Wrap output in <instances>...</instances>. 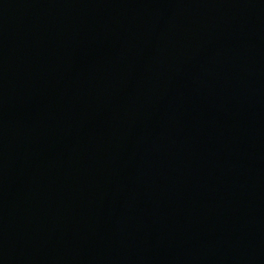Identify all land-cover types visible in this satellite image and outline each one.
Returning <instances> with one entry per match:
<instances>
[{
	"label": "water",
	"instance_id": "water-1",
	"mask_svg": "<svg viewBox=\"0 0 264 264\" xmlns=\"http://www.w3.org/2000/svg\"><path fill=\"white\" fill-rule=\"evenodd\" d=\"M0 264H264V0H0Z\"/></svg>",
	"mask_w": 264,
	"mask_h": 264
}]
</instances>
